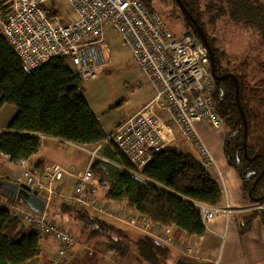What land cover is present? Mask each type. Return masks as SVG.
I'll use <instances>...</instances> for the list:
<instances>
[{
  "label": "trees",
  "instance_id": "trees-1",
  "mask_svg": "<svg viewBox=\"0 0 264 264\" xmlns=\"http://www.w3.org/2000/svg\"><path fill=\"white\" fill-rule=\"evenodd\" d=\"M139 1L155 11L156 1H171L183 16L187 31L200 39L191 20L179 8L176 0ZM181 1L205 33L213 51L215 74H224V77L216 80L213 99L220 111L222 125L227 128L223 144L226 161L239 175L241 189L244 191L262 171L264 157L252 148L247 150V156L254 155V159L249 160L244 156L243 120L235 101V81L226 70L217 67V51L212 48L199 18L202 0ZM203 2L209 7L213 4L210 8L217 5L218 8L213 9L223 11L235 23L255 27L264 40V0ZM10 8V0H0L3 15ZM236 77L239 99L247 119L243 89L239 77ZM5 104L17 107L6 131H0V153L10 162L27 159L37 152L43 135L92 145L102 143L111 133L103 128L88 104L83 81L68 55L53 56L40 66L28 69L0 36V109ZM112 147L113 150H105L104 147L103 151L115 163L97 158L91 164L93 174L109 185L105 190L107 198L124 202L152 222L173 226L186 236L205 234L207 226L199 204L218 205L222 198V188L193 153L179 151L170 144L154 153L136 175L130 171L132 167L129 160ZM246 147L249 148L248 145ZM257 189L254 195H257ZM4 194L0 187V195ZM243 194L245 199L251 201L247 194ZM57 205L59 211L69 212L78 223L80 231L86 232L89 237L104 235L108 243L106 251L114 256L122 258L134 250L137 263L168 264L165 259L171 248L153 237L141 234L132 239L126 231L109 224L98 215L90 214L87 209L64 203ZM261 214L260 210L254 209L243 216L238 223V233L241 236L248 233L254 220ZM41 252L40 234L15 216L7 206L0 207V264H34L38 262Z\"/></svg>",
  "mask_w": 264,
  "mask_h": 264
},
{
  "label": "built area",
  "instance_id": "built-area-1",
  "mask_svg": "<svg viewBox=\"0 0 264 264\" xmlns=\"http://www.w3.org/2000/svg\"><path fill=\"white\" fill-rule=\"evenodd\" d=\"M60 1L10 0V10L4 15L0 10V36L23 65L33 69L53 56L68 55L79 78L86 81L106 62L110 52L106 32L109 29L117 32L152 95L104 141L129 160L130 171L137 175L154 153L173 142L171 122L196 147L201 162L210 164L212 156L200 141L195 123L204 121L218 128L222 118L213 99L216 80L205 44L190 34L175 37L161 15L139 0H62L69 6V13L61 9ZM160 111L167 117L163 118ZM90 153V163L76 176L71 194L55 188L67 173L59 163L47 165L37 173L23 171L21 182L36 191L45 208L42 213L15 209L13 214L32 225L41 237L49 236L57 241L58 246L47 264H61L68 250L77 245L69 230L49 218L46 209L53 202L115 218L183 251V247L173 242L168 226L154 223L141 214L130 215L123 206L115 207L108 200L93 196L109 185L91 170V162L99 157L97 148ZM199 207L205 222L223 210L229 211L203 203ZM250 207L264 210V201Z\"/></svg>",
  "mask_w": 264,
  "mask_h": 264
},
{
  "label": "rangeland",
  "instance_id": "rangeland-1",
  "mask_svg": "<svg viewBox=\"0 0 264 264\" xmlns=\"http://www.w3.org/2000/svg\"><path fill=\"white\" fill-rule=\"evenodd\" d=\"M203 1H201L202 4L199 7V18L209 37L212 48L217 51V67L226 70L230 74L237 75L243 89V102L248 112L246 145L261 153V151H264V40L259 30L255 27L235 23L223 11L213 9L214 7L218 8L217 5L214 4V7L210 8L213 4L209 7ZM60 2L63 3L60 5L61 9L69 13V6L62 0ZM154 4L157 12L161 15L175 37L182 36L188 30L179 9L171 1H156ZM105 41L110 46L106 62L102 64L94 77L83 81V86L84 96L88 104L96 114L100 124L106 130H109L116 122L135 113L142 103L151 97L152 93L143 79V75L134 63L127 47L120 39L119 34L109 29L105 34ZM118 103L121 104L118 105ZM12 109H16L17 111L15 105L6 104L0 110V124L9 120L11 114L13 115L11 113ZM215 128L214 126L207 125L205 129L201 130L207 136L208 134H212ZM219 130L225 136L227 128L221 124ZM180 141L183 140L179 139L176 143L178 150L181 148L179 146ZM64 145L68 147L67 154L63 153L65 155L63 159L64 166L67 168L73 166L76 172H83L88 162H90V151L92 149L90 147L86 149L73 144ZM2 169L3 171L0 170L1 175L6 173V168L2 167ZM257 190L258 193H264V179L260 182ZM242 192L244 193V191ZM0 196L2 197V195ZM18 204L24 205L25 203L21 200ZM57 204L59 203L57 202ZM251 209L247 213L251 212ZM64 214L60 213L58 205H51L49 207L50 219L69 230L77 239V245L73 246V250H71L72 248L68 250L70 256L72 252L77 250L83 251L84 254H89L83 249V244L88 243L87 241L107 242L104 235L89 237L86 232L80 231L77 222H68L64 218ZM243 215H237V223L240 222ZM104 218L109 224L126 231L132 239L141 235L131 227L124 226L107 217ZM262 218L263 215L258 220L262 223V225L260 224L261 231L264 234ZM230 225L223 231L220 237L218 253L214 264H247L249 256L245 253V245L251 239L250 231L242 236L239 233L234 235L232 234L234 232ZM252 230H254V226ZM53 239L48 237L43 241L40 261L37 264H47V259L52 254L51 248L58 246L57 241L54 239L55 242ZM231 246L233 254H230ZM174 257L175 251L171 249L165 260L169 262ZM65 258H68V253L62 262ZM84 258L79 260L75 256V253H73L71 260L63 264H86ZM230 258L232 259L229 260ZM143 263L149 264L147 262Z\"/></svg>",
  "mask_w": 264,
  "mask_h": 264
},
{
  "label": "crops",
  "instance_id": "crops-1",
  "mask_svg": "<svg viewBox=\"0 0 264 264\" xmlns=\"http://www.w3.org/2000/svg\"><path fill=\"white\" fill-rule=\"evenodd\" d=\"M148 100L149 98L146 99L142 103V105L146 103ZM121 103H119L118 105H120ZM11 113H13L14 115L16 113V109H12ZM160 114L163 118L167 117L165 112L163 111H160ZM13 115L11 114L10 118H12ZM10 118L9 120H6V122L4 123L2 122L0 124V131H6L7 125L9 121L11 120ZM127 118H124L116 122L115 124L112 125V127L109 130H106L104 127L103 128L106 131H113L122 121H124ZM170 125L172 127V130L175 136L171 145H174L176 147L177 141L179 139H182L183 141L179 142V146L181 147L179 150L180 151L182 150L184 152L193 153L201 161L196 147L189 140L185 139L179 133L175 124L170 122ZM207 125L212 126L208 122H204V121L196 122L195 131L200 141L208 149L213 159V161L210 164H207L205 166L207 167L211 175L220 183L221 188H222L221 201L218 205H215V206L219 207L220 209H229V211L223 210L216 217L207 220L205 222L207 226L206 232L205 234L201 236H186L185 234L181 233L177 228L173 226L172 227L169 226L168 227L169 235L171 236L173 242L177 244V246L183 247L184 250L182 251L177 247L167 245L168 247H170L171 249L175 251V257L169 262H167L168 264H174L177 258H182L186 261H199V262L213 261V263H215L216 256L218 253L219 241H220V237L223 234V231L226 228H228V226L231 224L230 227L234 232L232 234L235 235L236 233H238L237 232L238 223L236 222L237 215L239 214H244L243 216L247 215L248 214L247 211L251 208L250 206L253 205L252 201H249L243 197L244 194L241 189L240 177L237 174V172L234 170V168L229 166L226 161L224 151H223V144H224L225 136L222 135V133L219 130L221 126L219 128L216 127L213 130L212 134H208L206 136L202 132L201 129H205ZM64 144H73L77 146H82L86 149L87 147H90L91 149L97 148V153L99 154V157L94 158L93 161L99 158V159L113 162L104 154V151H103L104 149L113 150L112 145L105 141L99 144L83 145V144H76V143L61 140L55 137L43 135L41 137V145H40L39 150L35 152L34 154H32L31 156H29L27 159H22L17 162H10L9 160H7V158L4 155L0 153V170L3 171L2 167L6 168V173L3 175L0 174V180L5 181L6 178L8 177V179L10 180L21 182V179H23L22 177H23L24 170H31L32 172L37 173V172L42 171L47 165H50L52 163H59L60 165H62L63 167L67 169V173H65L63 178L56 183L55 188L62 193L71 194L73 192V186L76 181V176L81 172H78V171L76 172L73 166H71L70 168H67L66 166H64L63 159L65 158V155L63 153L67 154L68 152V147H66ZM90 159H91V156L89 158V161ZM93 161L91 162V164L93 163ZM89 163L90 162H88V165ZM93 196H95L98 200H108L115 207L123 206L126 209V211L129 212L130 215L140 214L134 208L128 206L124 202L119 203L117 201L107 198L104 190H99ZM10 197L11 196L7 195L6 193L2 195V197L0 196V207L7 206L12 211L15 209L24 208V209H30L36 213H39L38 211L29 207L28 204H26L25 202H24L25 203L24 205L18 204V202L21 201L22 199L14 198V197L10 199ZM51 205L52 206L57 205V202H53L52 204L48 205L46 209L48 216H49V207ZM87 211H89L90 214L95 215L90 210H87ZM60 213H65L64 218L68 222L70 223L76 222L72 218V215L69 212L60 211ZM100 217L103 218L104 220H105L104 217H107L110 220L112 219L114 221H117L124 226L131 227L130 225L120 220H117L115 218L109 217V216L100 215ZM258 219L259 217H257L254 220L253 225H252V227L254 226V230L252 231L250 230L249 232L251 234L250 235L251 239L245 245V253H247V255L249 256V261L247 264H261L264 262V234L261 231L262 223H260ZM24 223L26 222L24 221ZM30 226L31 228H33L32 225ZM77 226L79 227L78 223H77ZM263 226H264V223H263ZM133 229L139 232L140 234H145L135 228ZM48 237L49 236L41 237L42 244H43V241H45ZM87 242L88 243L84 242L86 244H83V249L84 251H87L89 254L87 253L84 254L83 251L77 250V251L72 252L71 256L73 255V253H75V256L79 260L84 258V256H87L84 258V260L86 261V264H113V263L114 264H145L143 262L137 263L136 258H135L136 253L134 250H131L125 257L120 258V257L114 256L111 252L106 251V247L108 245L107 242L104 243V242H97V241H92V240L87 241ZM51 249H52L51 250V253H52L55 247ZM71 250H73V248ZM69 254L70 253L68 252V258L67 259L65 258L62 264L65 262L67 263L68 260H71V256ZM230 254H233L232 246H231ZM49 258L47 259V263L49 261ZM231 259L232 258H230L229 260ZM39 261H40V258L38 262ZM38 262L34 264H37Z\"/></svg>",
  "mask_w": 264,
  "mask_h": 264
},
{
  "label": "water",
  "instance_id": "water-1",
  "mask_svg": "<svg viewBox=\"0 0 264 264\" xmlns=\"http://www.w3.org/2000/svg\"><path fill=\"white\" fill-rule=\"evenodd\" d=\"M176 2H177V5L179 6V8L191 20L193 26L195 27V29L198 32L200 40L205 44V46L208 49V53L210 56L211 72H212L213 77L215 78V80L221 79L222 77H224V74L223 75L215 74L214 61H213V51L211 49V46L209 45V42L205 36L204 31L202 30L200 25L197 23L196 19L191 15V13L188 11V9L184 6L182 1L176 0ZM184 34L193 35L191 31H186ZM228 74H230V73H228ZM230 75L232 76V78L235 81V101H236V105L238 107L240 116L243 120V146H244V149H246V137H247V133H248L247 132L248 131V123H247V119L245 116L244 109H243L241 102H240V99H239V90H238L239 84H238L237 77L234 74H230ZM244 153L246 154V151ZM262 175H264V167H263L262 171L260 172V174L258 175V177H256V179L254 180L253 186H255L258 179ZM0 187H2V191L4 193L10 195L11 197L22 199L26 204H28L29 207L38 211L39 213H42L44 211V208H45L44 200L41 199L38 195H36V191H31L29 186L27 184H25L24 182L13 181V180L8 179V177H7L5 181L0 180ZM262 199H264V195L257 197L254 200L255 201H261ZM263 223H264V216H263ZM174 264H214V263H213V261H203V262L202 261L201 262H199V261H186L182 258H177L176 261L174 262Z\"/></svg>",
  "mask_w": 264,
  "mask_h": 264
},
{
  "label": "flooded vegetation",
  "instance_id": "flooded-vegetation-1",
  "mask_svg": "<svg viewBox=\"0 0 264 264\" xmlns=\"http://www.w3.org/2000/svg\"><path fill=\"white\" fill-rule=\"evenodd\" d=\"M251 148H247L246 147V149H244V151H243V153L246 151V154L244 153V156L245 157H247L249 160H252V159H254V155L253 156H247V150H250ZM258 154H260L262 157H264L263 155H264V151H261V153H258ZM264 179V177H263V175L258 179V181H257V183L255 184V186H253V184H254V180L256 179H253L252 181H251V183H250V186H249V188L248 189H246V190H244V193L245 194H247V196H249V198H251V201H252V203H253V205L254 204H256V203H260V202H263L264 201V199H262L261 201H255L254 199L255 198H257V197H260V196H262V195H264V193H258V190H257V195H254V193H255V188H258V186H259V184H260V182ZM241 180V179H240ZM241 186H242V184H241ZM252 193H253V195H252ZM260 210V212L262 213L261 214V217H262V215L264 216V211L262 210V209H260V208H252L251 210ZM263 219V218H262Z\"/></svg>",
  "mask_w": 264,
  "mask_h": 264
}]
</instances>
